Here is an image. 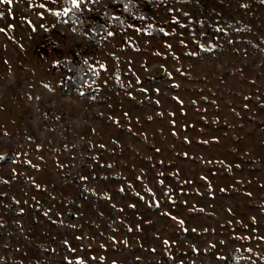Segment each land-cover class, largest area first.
I'll use <instances>...</instances> for the list:
<instances>
[{"label":"rangeland","instance_id":"1","mask_svg":"<svg viewBox=\"0 0 264 264\" xmlns=\"http://www.w3.org/2000/svg\"><path fill=\"white\" fill-rule=\"evenodd\" d=\"M159 1L94 44L0 0V264H264V0ZM82 49L93 97L58 88Z\"/></svg>","mask_w":264,"mask_h":264},{"label":"trees","instance_id":"2","mask_svg":"<svg viewBox=\"0 0 264 264\" xmlns=\"http://www.w3.org/2000/svg\"><path fill=\"white\" fill-rule=\"evenodd\" d=\"M99 1L76 0L74 7L70 0H62L66 10L58 16L62 21L72 22L74 32L94 44L103 43L112 30L124 33L135 28L139 34L164 36L161 26L147 20L149 13L161 5L159 0H105L107 3L101 7L96 5ZM216 31L221 35L224 33L222 29ZM195 46L201 54L208 52L198 42ZM54 67L63 73L58 82L60 90L93 97L94 90L87 88L94 84L98 70L91 64L87 49L72 51L69 57L58 60Z\"/></svg>","mask_w":264,"mask_h":264},{"label":"snow or ice","instance_id":"3","mask_svg":"<svg viewBox=\"0 0 264 264\" xmlns=\"http://www.w3.org/2000/svg\"><path fill=\"white\" fill-rule=\"evenodd\" d=\"M70 2L72 3V5L75 7L76 6V0H70Z\"/></svg>","mask_w":264,"mask_h":264}]
</instances>
